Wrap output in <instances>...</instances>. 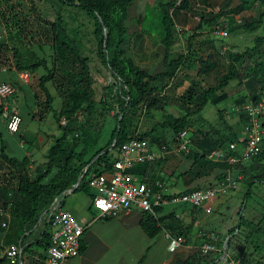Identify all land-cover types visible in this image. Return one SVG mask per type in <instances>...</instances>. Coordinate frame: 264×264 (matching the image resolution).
I'll return each mask as SVG.
<instances>
[{
    "label": "rangeland",
    "instance_id": "rangeland-1",
    "mask_svg": "<svg viewBox=\"0 0 264 264\" xmlns=\"http://www.w3.org/2000/svg\"><path fill=\"white\" fill-rule=\"evenodd\" d=\"M247 1L248 6L243 9L240 0H207L206 3L203 0H188L189 8L181 13L186 16V19L183 20V15L175 17L176 34L170 56L171 59H177L184 55L187 58L186 65L189 61H194L198 66L197 70L189 73L187 80L188 83L191 82L192 94L195 97L202 90L219 84L221 77L228 73L233 56L249 51L242 66L236 69V79L225 89V99L218 106L208 104L200 114L192 118L190 138L193 145L201 133L219 135H228L231 131L240 133L244 125L238 114L244 104H239L238 101L245 95H249L246 87L248 74L257 64L262 62L264 65V45L256 47L255 41L257 37H264V21L255 29H236L244 24L257 22L259 15L264 11V1ZM154 8V0H140L134 3L127 21L126 49L139 67L155 73L160 69L165 48L159 33L154 29L159 26L158 19L154 20V25L151 22L150 13ZM58 13L65 16L70 34L77 41L84 56L90 59L89 64L95 81L93 84L95 109L92 114L85 113L82 119L83 124H81L87 132L85 139L96 141V146L106 148L113 130L118 126L116 118L118 110L110 107L113 104L116 107L113 99L118 94L117 83L111 76V72L103 67L98 58L91 17L78 8L65 6L57 0H0V43L5 44V47L0 50V66L10 68L6 73L0 74V79L15 87L16 93L10 99V103L12 109L18 114L21 113L22 117L20 131L14 135L4 131L0 147L9 146V150L15 156H22L25 153L19 147L20 143L22 146H52L62 132L54 115L45 107V96L39 87V80L47 74V71L41 67L36 72H20L27 73L28 76L19 77L14 49L19 50L24 65L32 64L36 55L40 59L47 60L49 68L54 69V79L48 84V88L54 98L53 107L58 112L67 103V92L86 85L82 66L73 57L56 59V52L52 46L51 26ZM202 19L213 23L199 27ZM191 36H193L191 44L194 49L190 48L188 51V40ZM108 86L113 89L107 91ZM183 90L179 89L178 94H184L185 90ZM101 101H105L107 105L104 106ZM167 111L176 116L183 113L176 106L168 107ZM131 113L128 123L134 135L150 131L160 118L155 113L150 114L144 109H135ZM4 125L7 129L5 123ZM22 134L25 135L23 138ZM146 138L149 140L150 147L156 146L157 151H160V145L157 142L153 143L151 136ZM161 146H167L162 150L164 153V151H171L174 145L171 147L163 142ZM24 149L27 150V147ZM171 153L177 158L185 157L183 153ZM222 164L223 162L203 160L193 168L190 176L182 177V180L187 183L193 180L197 182L195 185L199 183L203 189L218 187L224 181L218 176ZM164 169L167 171L172 168L164 167ZM173 169H177L175 171L178 176L187 168L175 166ZM45 170L46 164L34 168L28 167L31 179H36ZM238 172V170L232 171L236 188L219 194L216 203L210 204V216L206 217L203 232L206 231V234L212 233V235L199 236L195 247L191 250L181 247L174 259L178 260L177 264H204L221 259L226 239L230 236L229 232L239 225L241 216L246 221L261 224L264 229V183L255 179L260 176L264 179V169L253 173L249 178H243V175ZM252 180L256 182L252 187L250 198L245 200L244 197L249 191V183ZM15 185L16 176L0 160V186L13 189ZM0 203L3 202L0 201ZM93 211L97 213L95 209ZM47 218L44 213L39 220V225L32 231V236L36 238L34 241L41 238L44 224L49 223ZM14 223L16 221L11 217L9 228H12ZM0 229L3 228L0 227ZM251 232L252 229L240 227L231 236L234 246L229 254L235 258L242 257V264L244 261H250L249 251L256 253L254 246L261 243V238ZM208 242L212 243L218 251L204 255L201 247ZM40 246L35 251L38 264H42V259L46 258L47 253ZM253 264H264V258Z\"/></svg>",
    "mask_w": 264,
    "mask_h": 264
},
{
    "label": "trees",
    "instance_id": "trees-1",
    "mask_svg": "<svg viewBox=\"0 0 264 264\" xmlns=\"http://www.w3.org/2000/svg\"><path fill=\"white\" fill-rule=\"evenodd\" d=\"M57 1L65 6L78 8L93 20V35L97 43L98 58L103 67L111 72V76L117 83L118 94L113 99L116 107H114V104L110 107L118 110V114L116 115L118 126L113 130L106 148L96 150V141L85 139L87 132L83 128V125H81L83 121L79 120L78 114L83 113L85 115L86 112L90 114L94 112L96 100L93 84L95 81L89 64L90 59L84 56L77 41L70 34L67 28V21L62 13L57 14L51 26L53 50L56 52V59L62 60L66 56H71L82 66L86 85L67 92V103L60 112L53 107L54 98L48 88V84L54 79V69L49 68L47 60L40 59L36 55H34L32 64L24 65L23 57L19 50L17 48L14 49V55L17 57L16 70L19 71L18 73L27 71L36 72L41 67L47 71V74L40 78L39 87L45 96V107L48 112L54 115L62 132V135L47 153L46 170L36 179H31L28 173V167L31 164L29 157H10L6 153L5 146L1 149L0 160L16 176V185L13 189H10L8 186H0V201L3 202V205L12 203L11 215L19 225L20 237H23L25 233L33 231L39 225L40 218L49 210L57 197H66L70 192H83L87 195L92 194L93 197V193L88 185L89 175L92 172L102 173L103 171H111L117 158L118 149L136 135L133 134L128 123L133 110L144 109L150 114L155 113L157 117L160 116L150 131L140 135L141 138L151 136L153 143L162 144L164 142L168 146L174 145L177 134L190 129L192 118L200 114L205 106L210 103L218 106L225 99V89L236 79V69L238 66H242V63L249 54V51H246L245 53L233 56V62L230 63L229 71L221 77L219 84L202 90L195 97L192 94L191 82L188 83L187 80L189 73L195 69L197 70L198 66L194 61H189L186 65L187 58L184 55L179 56L177 59H171L170 56V50L176 34L175 17L183 15V20L186 19V16L181 13L189 8L188 0H181L179 4L177 0H154L155 8L151 11L150 18L153 25L154 20L158 19L159 26L154 29L159 33L161 42L165 48L164 70H158L155 73L139 67L127 53L126 49L127 21L130 9L134 3L140 0ZM203 1L207 2V0ZM240 1L241 8H247L248 1ZM263 21L264 11L259 15L257 22L244 24L236 29H255ZM212 23L202 19L200 20L199 27L212 25ZM192 39L193 36L188 40V51H190V48L194 49L191 44ZM255 41L256 47L264 45V37H257ZM4 47L5 44L0 43V50ZM263 66L262 62L257 64L254 70L248 74L249 78L246 82V87L249 95L241 98L238 101L239 104H246L249 101L257 102L264 95ZM181 88L185 90V93L182 95L178 94ZM112 89L113 87L111 86L107 87V91ZM101 102L104 106L107 105L105 101ZM174 106L184 114L176 116L167 111L168 107ZM121 116L122 118L120 119ZM62 119L67 120L66 126L61 124ZM242 119L243 123L246 122L245 118ZM1 133L0 139L2 140ZM240 140L239 135L233 131L228 135L201 133L200 137L195 141V149L187 154L183 153L188 160L192 161L191 169L185 175L192 174L193 168L203 160H206L207 155L213 151L217 149L227 150L229 144L232 142H238L241 146L243 143ZM250 162L238 163L234 166L228 163L222 164L221 171L223 172H219V179H225L227 170L229 169L238 170V174L243 175V178H249L253 173L263 170L264 153ZM147 165L138 164L129 170V172L134 175L143 176L146 174ZM86 168H88L87 172ZM80 178L82 179L79 183ZM255 179L264 183L262 176ZM255 182L252 180L249 183V191L244 197L245 200L250 198ZM201 187L199 185L194 189L186 190L182 193L203 189ZM245 221V218L241 216L239 225L231 230L229 235H234L235 231L239 230L240 227L242 229H252L251 233L261 238L260 244H254V251L256 252L260 249V246H264V229L259 223L255 224L254 221ZM177 222L176 220L171 223L174 228L171 229L170 226V231L175 236H182L186 231L179 232V228L176 227ZM44 226L45 228L39 240H36L30 246L22 247L21 261L23 264L27 261V253L32 247L37 246L39 248L41 245L40 247L47 252L51 246L50 223H45ZM141 226L144 232L152 238L160 233L162 227H165V225H162L160 219H157L148 212L143 213ZM165 228L167 229V227ZM3 231L4 228L0 229V255L4 251L1 240ZM232 248L233 241L230 238V251ZM84 249L85 247L81 246V252ZM230 257H232L231 254ZM7 263L6 256L0 259V264ZM214 263L215 260L204 264ZM243 263L249 264L245 261Z\"/></svg>",
    "mask_w": 264,
    "mask_h": 264
},
{
    "label": "built area",
    "instance_id": "built-area-1",
    "mask_svg": "<svg viewBox=\"0 0 264 264\" xmlns=\"http://www.w3.org/2000/svg\"><path fill=\"white\" fill-rule=\"evenodd\" d=\"M178 3L181 0H177ZM10 68L0 66V74ZM26 78L27 73H18ZM15 87L8 82H0L1 117L10 133L20 131L22 118L12 109L10 99L15 95ZM240 115L246 119L243 135L238 142L229 144L227 150L217 149L207 155L206 160L223 162L234 166L238 163L250 162L264 153V95L257 102H248L240 108ZM83 113L78 114L83 121ZM61 124L67 125L62 119ZM188 129L181 131L175 138L173 151L189 153L194 150ZM242 147V148H241ZM156 155L151 153L149 140L136 134L118 149L117 158L111 171L102 173L92 172L88 178L89 188L93 191L92 207L97 211L96 219L107 220L131 216L135 211L148 212L157 218V209L165 205H192L203 208L219 194L236 188L232 176V169L227 170L224 181L218 187L196 189L187 193L170 195L167 187L160 181L154 184L142 182L129 170L138 164L154 161ZM88 168H86L87 172ZM63 197H57L52 203L45 217L50 223L51 246L46 253V264H64L66 260L76 258L81 254L82 237L86 227L62 206ZM210 208V207H209ZM207 208V210H209ZM12 203H0V226L9 228L11 221ZM185 244L183 236L170 237V250L177 251ZM204 255L218 251L212 243H205L201 247ZM224 251V248L222 252ZM22 248L12 247L7 252V264H23L21 261ZM243 258L230 257L223 259L225 264H242Z\"/></svg>",
    "mask_w": 264,
    "mask_h": 264
},
{
    "label": "crops",
    "instance_id": "crops-1",
    "mask_svg": "<svg viewBox=\"0 0 264 264\" xmlns=\"http://www.w3.org/2000/svg\"><path fill=\"white\" fill-rule=\"evenodd\" d=\"M165 50V49H164ZM163 56L160 71L164 70ZM0 82L1 79H0ZM18 114V113H17ZM241 120H243L240 112L238 113ZM21 117V113L18 114ZM22 118V117H21ZM4 120L0 121V132H2V139L4 131L9 132L5 125ZM6 124V123H5ZM237 133L239 137L243 135L245 122ZM10 133V132H9ZM14 135L13 133H10ZM22 138L25 136L21 135ZM1 141V139H0ZM160 151H157V147L151 146L150 151L156 155V159L151 162L143 163L147 165V171L145 175H135L142 182L153 184L156 181L162 182L168 189L170 195L179 194L186 190L194 189L200 184L193 180H189L188 183L182 180V177L190 176V173L185 175L187 171L191 169V160L185 157H178L171 155V151L163 153V148L167 146H161ZM3 146L0 147V153ZM6 153L10 157L23 158L29 157L31 164L30 168L41 166L42 164L47 165V153L52 146H22L20 148L24 150L22 156H15L9 150V146H5ZM27 147V150L24 148ZM104 146H96V150L103 148ZM172 147V146H171ZM194 147V146H193ZM195 148V147H194ZM242 148V147H241ZM9 150V151H8ZM227 164V163H223ZM181 166L187 169L178 174L173 167ZM164 167H171L170 170H165ZM183 186V188L181 187ZM181 188V189H180ZM92 191V190H91ZM93 193V191H92ZM218 197L211 200L203 208L194 207L192 205H165L161 206L157 211V219L161 220L162 230L155 237L148 236L141 226V220L143 213L135 211L131 216L99 220L96 219L95 212L92 207V194L87 195L83 192H70L66 197H63V208L71 212L80 223H82L86 229L82 237V245L85 249L81 252L80 256L66 260L64 264H177L178 260H174L177 257V253L180 249L175 252L170 250V237L175 236L170 231L174 228L171 224L174 221H178L176 227L180 231H186L182 235L185 239L184 248L193 249L196 245L198 237L201 235H212L206 234V217H209L210 204L214 205ZM209 208V210H207ZM211 225V224H210ZM13 228V230H12ZM12 228L5 229L2 232L1 240L4 251L0 255V259L7 255V252L15 246L27 247L35 243L32 231L25 233L23 237H20V228L17 223L13 224ZM202 233V234H201ZM234 246V245H233ZM247 247V246H246ZM248 248V247H247ZM37 246L31 248L27 253V261L24 264H38V260L35 254ZM233 248L231 249V251ZM189 251V250H187ZM230 252V251H229ZM251 253L250 261L246 262L252 264L258 262L261 258H264V246H260V249ZM223 255V254H222ZM7 259V256H6ZM42 264H46V258L42 259ZM214 264H225L223 259H216Z\"/></svg>",
    "mask_w": 264,
    "mask_h": 264
},
{
    "label": "water",
    "instance_id": "water-1",
    "mask_svg": "<svg viewBox=\"0 0 264 264\" xmlns=\"http://www.w3.org/2000/svg\"><path fill=\"white\" fill-rule=\"evenodd\" d=\"M122 118V116L120 117V119ZM81 179H79V183L81 182ZM230 238L231 236H229L226 239L225 245H224V251H223V255H222V259L226 258L229 255V251H230Z\"/></svg>",
    "mask_w": 264,
    "mask_h": 264
}]
</instances>
